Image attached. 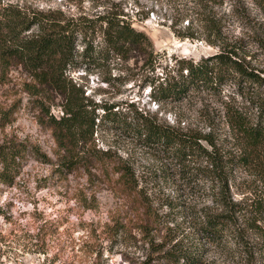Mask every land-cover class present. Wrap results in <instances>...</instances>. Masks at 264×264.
Returning a JSON list of instances; mask_svg holds the SVG:
<instances>
[{
    "label": "rangeland",
    "instance_id": "1",
    "mask_svg": "<svg viewBox=\"0 0 264 264\" xmlns=\"http://www.w3.org/2000/svg\"><path fill=\"white\" fill-rule=\"evenodd\" d=\"M193 0H0L26 11L60 10L66 16H84L89 21L108 12H123L134 27L145 32L158 58L156 68L144 66L135 57L117 58L95 53L78 55L67 67V78L76 82L88 100L119 104L134 102L150 110L160 121L198 127L209 132V119H215L219 143L239 154L241 143L229 137L223 119L224 100L233 95L246 99L227 85L222 95L193 91L181 102H157L151 80L163 75L175 58L199 60L219 50L205 39L202 30L189 27L187 16ZM264 0H223L209 3L208 14L223 18L228 41H239L248 59L264 75ZM100 41L95 42L99 44ZM101 44V43H100ZM98 46V45H96ZM0 81V145L9 139L26 140L55 158V141L38 102L29 95L26 77L12 67ZM47 101L50 113L61 115L60 97ZM180 122V123H179ZM212 127V131H213ZM77 146V147H76ZM75 157H87L72 170L58 172L54 164L26 156L12 172L0 173V264H165L164 251L151 243L169 248L183 243L201 264H264V239L243 220L245 240L226 232L224 237L207 240L199 232V216L205 206H214L218 189L201 173L203 163L185 164L165 153L149 149L122 127L105 122L95 128L93 137L80 141ZM114 156L94 153L89 148ZM127 160L137 178L134 194L118 182L115 168ZM68 170V169H67ZM8 171V172H7ZM12 173V177H10ZM257 166L238 165L230 175L235 200H251L264 194V182Z\"/></svg>",
    "mask_w": 264,
    "mask_h": 264
},
{
    "label": "trees",
    "instance_id": "2",
    "mask_svg": "<svg viewBox=\"0 0 264 264\" xmlns=\"http://www.w3.org/2000/svg\"><path fill=\"white\" fill-rule=\"evenodd\" d=\"M222 1L193 0L186 14L190 16L189 27L197 25L205 39L218 45L219 50L199 60L175 58V63L167 65L162 76H154L151 80L152 96L161 103L181 102L195 90L222 95L224 88L231 84L237 94L246 99L239 103L229 95L230 99L223 101L222 117L228 125L229 137L241 143L239 154L219 143L214 118L209 119V132L193 126L185 129L160 121L150 110H140L134 102H126L122 109H115L119 104L89 101L83 92H79L76 82L67 78V67L74 63L79 53V41L84 44L82 56L91 57L99 52L120 60L135 57L138 62L146 59L144 66L149 65L152 71L156 68L160 62L154 54L151 39L134 27L130 18L122 17L123 12H108L89 21L84 16H66L60 10L26 11L15 4H1L0 81L12 67H20L26 77L32 79L27 83L28 93L47 117L46 124L57 148L53 160L37 144L9 139L0 145V173L12 172L28 155L54 164L60 173L72 170L80 159L88 164L87 157L73 158V149L80 141L93 137L95 128L107 122L112 127L130 131L141 145L165 153L180 163L204 164L201 173L218 191L214 194L216 210L205 206L199 216L201 237L216 241L223 238L224 233L231 232L246 242L244 220L264 239V194L252 200L249 197L235 200L230 185L233 169L241 164L257 166L258 175L264 182V75L263 70L247 58L238 40L228 41L223 18L209 16V3ZM98 41L99 44L95 43ZM260 45L264 43L260 42ZM49 93L60 97L62 113L59 116L50 113L46 106L51 100ZM89 149L91 157L99 152L106 158L114 156L110 148L101 151L93 146ZM115 172L118 182L124 183L134 194L137 178L127 160H120ZM151 245L155 251H164L160 255L165 264L202 263L182 241L165 250L164 242L155 244L153 241Z\"/></svg>",
    "mask_w": 264,
    "mask_h": 264
}]
</instances>
